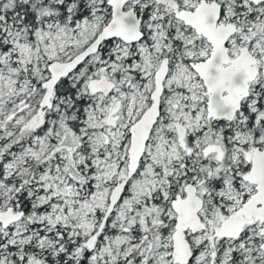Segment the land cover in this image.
<instances>
[{
	"label": "snow or ice",
	"instance_id": "snow-or-ice-1",
	"mask_svg": "<svg viewBox=\"0 0 264 264\" xmlns=\"http://www.w3.org/2000/svg\"><path fill=\"white\" fill-rule=\"evenodd\" d=\"M0 264H264V0H0Z\"/></svg>",
	"mask_w": 264,
	"mask_h": 264
}]
</instances>
